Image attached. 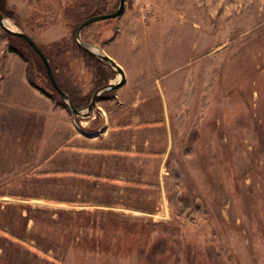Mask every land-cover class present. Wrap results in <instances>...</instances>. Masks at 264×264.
I'll list each match as a JSON object with an SVG mask.
<instances>
[{"label":"rangeland","instance_id":"rangeland-1","mask_svg":"<svg viewBox=\"0 0 264 264\" xmlns=\"http://www.w3.org/2000/svg\"><path fill=\"white\" fill-rule=\"evenodd\" d=\"M218 1L126 0L120 16L86 26L81 38L127 79L81 115L39 56L0 27V85L26 76L84 130L163 124L164 112L171 129L162 164L134 158L122 191L102 185L76 197L73 182L28 172L41 158L34 98L0 91V264H264V0H226L220 12ZM118 2L0 0L77 108L120 75L77 45L76 28ZM164 137L150 147L162 150Z\"/></svg>","mask_w":264,"mask_h":264},{"label":"crops","instance_id":"crops-1","mask_svg":"<svg viewBox=\"0 0 264 264\" xmlns=\"http://www.w3.org/2000/svg\"><path fill=\"white\" fill-rule=\"evenodd\" d=\"M211 1L202 0L204 4ZM226 4V0L218 1L217 10L226 11ZM126 79L127 75L125 82ZM0 91L3 94L19 95L22 99L25 94L26 98H34L29 100L31 104L28 107L34 118L33 131L40 134L35 136L37 144L33 155L41 158L33 161L28 172L34 178L73 182L76 197H86L88 189L92 193L102 185L113 186L122 191L130 178L127 177V167L134 158L137 161L141 157L156 156L162 164L171 143V129L165 112L163 124L144 122L135 125H110L107 122L101 132H96L92 129L84 130L83 125L80 127L63 106L36 90L22 74L6 78L0 85ZM123 107L124 104L121 108ZM61 116L62 120L59 119ZM161 130L164 132L165 145L162 150H153L150 146L155 142L156 133ZM13 146L18 147L15 144ZM155 209L161 211L162 207Z\"/></svg>","mask_w":264,"mask_h":264},{"label":"water","instance_id":"water-1","mask_svg":"<svg viewBox=\"0 0 264 264\" xmlns=\"http://www.w3.org/2000/svg\"><path fill=\"white\" fill-rule=\"evenodd\" d=\"M125 4H126V0H119L118 6H117V8L114 11H112L110 13L92 15V16L86 18L85 20H83L78 25V27L76 28L74 38H75V41H76L77 45L83 51H85L88 54H90L93 58H95L98 61L104 63L107 66H109L116 73H118L120 75V78L118 79V81L109 82V83H107L105 85H102V86L96 88V90L93 92V94L91 96L90 102L87 105H85L83 107H79V108L74 106L70 96L57 83V81H56V79H55V77L53 75L50 63H49L46 55L40 49V47L32 40V38L27 33L23 32L21 30H18V29H13V28L8 27L5 24L6 18H5L4 14L1 11H0V27L4 31H6L8 34L19 36V37L23 38L28 43V45L42 59V61L44 63V66H45V70H46V74H47L48 80L50 81V83H51L52 87L54 88V90L59 94V96L62 99V101L66 104L67 108L73 114L81 115V114H86L87 112H89L94 107L97 97L100 96V94L102 92L108 91V90H114V89L120 87L121 85H123L124 82H125V73H124V70L122 69V67L120 65H118L114 61V59H112L109 55H107L104 52H101V51L97 50L94 46H92L91 44L85 42L81 38V32L86 26H88L89 24H91V23H93L95 21L104 20V19H110V18H115V17L120 16L122 14V12L124 11Z\"/></svg>","mask_w":264,"mask_h":264},{"label":"trees","instance_id":"trees-1","mask_svg":"<svg viewBox=\"0 0 264 264\" xmlns=\"http://www.w3.org/2000/svg\"><path fill=\"white\" fill-rule=\"evenodd\" d=\"M0 11L2 12V13H4L5 14V11L2 9V7H1V4H0ZM9 36H11V38H15V39H17V40H20V41H22V42H24V43H26L27 45H28V43L23 39V38H21V37H19V36H15V35H11V34H9ZM29 46V45H28ZM30 47V46H29ZM31 48V47H30ZM32 49V48H31ZM33 50V49H32ZM11 51H13V52H16V53H19L18 51H17V48L16 47H11ZM34 51V50H33ZM35 52V51H34ZM36 53V52H35ZM87 53V52H86ZM37 54V53H36ZM90 55V54H89ZM39 56V55H38ZM91 56V55H90ZM46 57H47V59H48V61H49V57L46 55ZM92 57V56H91ZM40 58V57H39ZM93 58V57H92ZM41 59V58H40ZM96 60V59H95ZM40 61H42V59L40 60ZM43 62V61H42ZM49 63H50V61H49ZM44 64V63H43ZM51 66V65H50ZM45 67V66H44ZM44 70H45V68H44ZM45 72H46V70H45ZM52 72H53V70H52ZM53 75H54V77H55V79H56V81H57V83L59 84V82H58V80H57V78H56V76H55V74H54V72H53ZM46 76H47V74H46ZM48 78V77H47ZM50 82V81H49ZM60 85V84H59ZM61 86V85H60Z\"/></svg>","mask_w":264,"mask_h":264},{"label":"bare ground","instance_id":"bare-ground-1","mask_svg":"<svg viewBox=\"0 0 264 264\" xmlns=\"http://www.w3.org/2000/svg\"><path fill=\"white\" fill-rule=\"evenodd\" d=\"M5 24H6L8 27L14 29V26H13L8 20H5Z\"/></svg>","mask_w":264,"mask_h":264}]
</instances>
